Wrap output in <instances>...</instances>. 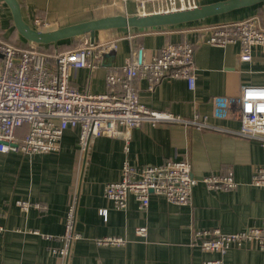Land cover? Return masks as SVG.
Instances as JSON below:
<instances>
[{"label":"crops","instance_id":"0c3cea01","mask_svg":"<svg viewBox=\"0 0 264 264\" xmlns=\"http://www.w3.org/2000/svg\"><path fill=\"white\" fill-rule=\"evenodd\" d=\"M18 1L22 18L40 30L123 14L117 8L119 2L112 5L110 0ZM215 1L219 0H197L198 5ZM252 16L264 24V2L179 25L95 32V43L101 46L115 41L116 49L111 54L105 47L96 60L99 66L93 70H70L72 85L88 88L93 94L107 93V67L124 64L132 44L143 45L150 56L166 42L189 41L194 45V88H188L184 79L171 77L149 88L148 80L141 77L137 80L139 101L149 109L168 110L182 117L206 115L209 123L220 129L143 122L132 129L127 150L121 138L94 136L80 151L78 128H67L58 151L31 155L0 152V264H202L215 254L191 245L194 229L217 227L237 232L259 224L264 218V187L247 182L253 170L264 165V144L234 133L239 126L237 118L232 113L219 115L212 99L236 98L241 86H264V53L255 47L252 58L243 60L238 57V43L212 46L196 42L209 26ZM35 18L44 25H35ZM5 26L8 33L0 26L4 35H12L9 18ZM72 40L87 43L89 36L66 39L64 43ZM26 131V125L20 126L15 135L22 138ZM182 157L190 161L194 178L231 170L239 185L231 190H209L198 183L190 202L180 206L151 194L145 209L138 207L133 195L128 196L123 209L103 195L104 184L119 179L125 159L136 164H158ZM73 198L74 228L79 237L62 261L51 249L62 244L63 219ZM18 199L38 202L44 208L21 210L15 204ZM138 226L146 227L145 238L136 235ZM103 236L121 237L125 242L116 246L94 241ZM224 264H264V251L248 246L231 248Z\"/></svg>","mask_w":264,"mask_h":264},{"label":"built area","instance_id":"2783aa9c","mask_svg":"<svg viewBox=\"0 0 264 264\" xmlns=\"http://www.w3.org/2000/svg\"><path fill=\"white\" fill-rule=\"evenodd\" d=\"M118 1L121 12L149 14L193 8L197 0H110ZM35 25L44 23L35 18ZM207 33L196 42L212 46L238 43V57L250 60L253 49L260 47L264 53V24L252 16L228 24L209 26ZM195 42V43H196ZM111 54L116 49L115 41L102 44L88 41L84 45L65 50L46 52L32 41H6L0 27V152H21L31 155L58 151L67 128H78V146L84 151L90 137L130 138L133 128L143 122H177L196 129L220 127L209 123L206 115L194 113L182 117L168 110L149 109L139 101L137 80L146 78L152 88L164 77L181 78L188 88H194L195 64L192 42L170 41L157 52L148 56L141 44H132L127 60L122 65L106 69L108 92L93 94L88 88L79 89L70 83V70L87 67L93 70L97 58L106 50ZM219 115L232 113L237 118L238 129L234 133L244 138H254L264 144V86H241L236 98L212 99ZM26 124L22 138L15 135L16 129ZM202 183L209 190H231L239 185L233 172H211L194 178L187 157L167 158L158 164H136L125 159L120 168V177L103 186V195L118 209L126 206L133 195L140 209L149 204L151 194L163 197L176 205L188 204L195 185ZM248 185L264 187V165L256 167ZM21 210L30 206L44 208L38 202L16 200ZM75 198L68 203L64 219L62 242L52 252L64 261L72 242L79 237L75 231ZM0 225V231L2 230ZM141 238L147 236L145 226L135 228ZM97 244L119 246L125 242L121 237L95 238ZM191 245L203 252L215 254L202 264H224L225 254L231 248L254 247L264 251V218L259 224L247 226L237 232H224L217 227L192 231Z\"/></svg>","mask_w":264,"mask_h":264},{"label":"water","instance_id":"95a60500","mask_svg":"<svg viewBox=\"0 0 264 264\" xmlns=\"http://www.w3.org/2000/svg\"><path fill=\"white\" fill-rule=\"evenodd\" d=\"M10 11L14 29L27 41L37 44H57L61 40L88 35L94 41L95 32L118 28H148L179 25L225 13L236 8L250 6L264 0H219L193 8L149 14H113L61 26L40 30L30 26L21 14L18 0H3Z\"/></svg>","mask_w":264,"mask_h":264},{"label":"trees","instance_id":"16d2710c","mask_svg":"<svg viewBox=\"0 0 264 264\" xmlns=\"http://www.w3.org/2000/svg\"><path fill=\"white\" fill-rule=\"evenodd\" d=\"M9 26L12 28V32H14L15 30H14L11 18L9 19ZM5 39H6V41H9L12 43L16 42V40L13 39V36L11 34H9L8 36H5ZM59 43H60L59 45L51 43V44H38V46L41 50L46 51V52H50V51L56 50V49L57 50H61V49L65 50V49L75 48V47H78L80 45L85 44V43H81V42L75 41V40L70 41V44H65L64 40L59 41ZM23 125H26V124H23Z\"/></svg>","mask_w":264,"mask_h":264},{"label":"rangeland","instance_id":"374dc122","mask_svg":"<svg viewBox=\"0 0 264 264\" xmlns=\"http://www.w3.org/2000/svg\"><path fill=\"white\" fill-rule=\"evenodd\" d=\"M7 18H9V19L11 18L10 11H9L8 7L6 6V4L3 2V0H0V26L1 25L3 26L5 33L9 32L8 28L5 26V22H6ZM1 20H2V24H1ZM12 35L14 36V39L16 41H19V42L25 41V39L16 30L13 32ZM52 51H55V50H52ZM52 51H50V52H52Z\"/></svg>","mask_w":264,"mask_h":264}]
</instances>
